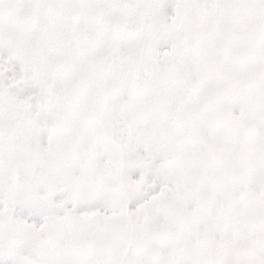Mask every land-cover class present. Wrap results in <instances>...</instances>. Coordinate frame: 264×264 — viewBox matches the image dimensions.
Returning a JSON list of instances; mask_svg holds the SVG:
<instances>
[{
    "label": "snow or ice",
    "instance_id": "obj_1",
    "mask_svg": "<svg viewBox=\"0 0 264 264\" xmlns=\"http://www.w3.org/2000/svg\"><path fill=\"white\" fill-rule=\"evenodd\" d=\"M0 264H264V0H0Z\"/></svg>",
    "mask_w": 264,
    "mask_h": 264
}]
</instances>
